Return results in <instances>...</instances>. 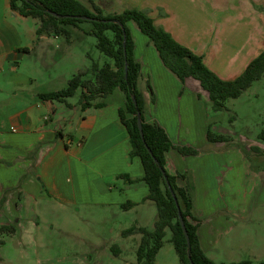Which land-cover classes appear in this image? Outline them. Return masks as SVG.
<instances>
[{
    "label": "crops",
    "instance_id": "1",
    "mask_svg": "<svg viewBox=\"0 0 264 264\" xmlns=\"http://www.w3.org/2000/svg\"><path fill=\"white\" fill-rule=\"evenodd\" d=\"M78 1L87 7L92 1L106 15L123 10L112 0L111 4L107 0ZM182 2L176 1L173 10L163 14L161 11L159 19L153 18L158 25L155 26L201 56L210 71L228 81L230 77L219 73L220 67L216 66L220 46L194 47L187 41L196 37L197 32H192V18L181 8ZM129 3L125 6L132 7ZM173 17L177 24H183L170 25ZM27 21L11 9L10 0H0V227L15 228L13 234L0 237V263L6 260L2 255L6 238L19 236L23 238L18 240L20 246L35 247L39 214L61 212L70 216V221L76 219L75 215L84 216L86 221L85 215H90L95 221L97 212L128 215L142 209L145 217L140 214L136 226L153 230L157 207L149 199L150 190L143 181L139 158L131 156L130 135L120 116L126 103L123 92L116 89L107 98L93 102H102L103 107L86 110L80 101L71 104L68 100L48 101L40 97L66 89L74 75L90 70L92 63L86 49L87 37H94L91 31L69 28L68 37L54 32L38 34L41 22L34 19L35 28L23 30ZM132 23L128 26L135 42L134 56L142 67L138 89L145 100L144 121L164 129L172 143L166 154V170L173 176H184L177 184L189 189L193 207L189 221L197 226L200 246L207 256L238 228L237 219L255 209L258 199L264 201L258 165L254 166L249 155L253 153L258 160L259 145L228 139L232 132L223 127L224 114L212 110L209 94L200 83L192 78L182 81L168 70L150 40ZM92 45L97 48V44ZM256 54L253 50L242 63L229 65L228 71L236 74L232 78L258 58ZM209 132L228 136L227 140L209 141ZM178 148L198 153L183 155ZM130 203L132 207L123 208ZM127 229L117 224L110 229L114 238L109 245L132 241L138 246L141 235L123 237ZM87 240L86 237L84 241ZM22 252L23 260L34 259L36 264L101 263L98 254L87 252L57 257ZM122 252L115 257L121 258Z\"/></svg>",
    "mask_w": 264,
    "mask_h": 264
},
{
    "label": "trees",
    "instance_id": "2",
    "mask_svg": "<svg viewBox=\"0 0 264 264\" xmlns=\"http://www.w3.org/2000/svg\"><path fill=\"white\" fill-rule=\"evenodd\" d=\"M92 9L78 0H10V7L23 17L38 19L41 26L38 34L54 32L69 36V28H78L80 23L90 21L94 27L91 34L97 40V49L111 59L100 66L93 62L88 72L74 75L69 86L61 91L42 94L48 101L66 102L81 90L80 104L83 110L89 107H103L102 102L93 103L112 95L120 89L125 98V109L120 110L123 124L130 135L132 157L139 158L144 171L143 181L150 190L149 199L157 207L158 217L153 230L133 228L123 231V237L141 235L137 249V264H155L160 249L164 246L166 232H171V240L178 255L180 264H216L203 252L197 235V226L190 223L192 215V198L188 188L179 187L178 179L184 176H173L166 170V154L173 147L165 130L157 125L144 121L145 100L138 89L142 77V67L134 56L135 42L128 23L137 25L156 48L164 66L180 80L192 78L200 83L201 88L209 94L214 111L226 110L230 99L239 98L254 82L264 76V51L253 60L245 72L234 81H223L204 64L201 56L177 43L172 36L154 24L146 13L137 10H126L123 13L104 15L101 8L90 1ZM89 76L88 78H86ZM148 88L152 90L148 84ZM137 106H135L134 99ZM138 113L144 133V140L137 125ZM130 115V117H128ZM209 141H226L221 136L208 133ZM183 155H195L198 152L189 148H178ZM165 171V174H163ZM130 182H134L129 179ZM178 203L190 237L188 247L181 223L179 221ZM126 204L124 209L132 207ZM12 226L0 227L3 234H13ZM0 240V245L2 244ZM117 256L120 249L112 248ZM1 261V258H0ZM228 264H252L241 261Z\"/></svg>",
    "mask_w": 264,
    "mask_h": 264
},
{
    "label": "rangeland",
    "instance_id": "3",
    "mask_svg": "<svg viewBox=\"0 0 264 264\" xmlns=\"http://www.w3.org/2000/svg\"><path fill=\"white\" fill-rule=\"evenodd\" d=\"M112 1L120 5V9H123L121 10L122 13L126 10H137L146 13L152 19H159L161 11L163 14L165 11L173 10L175 2L178 0H139L138 4H131L127 0ZM182 1L181 8L186 14L189 12L188 15L192 18V23L189 26H191L193 33L197 32L196 37L187 41L194 47L200 46V44L203 46L210 44L217 49L220 46L221 55L218 57V65L216 66L220 67L219 73L222 71L224 75L230 77L228 81L236 80L247 69L246 67L240 75L232 78L236 74L231 70L228 71L229 65L242 63V60L250 57L253 50L254 54L258 53L256 57L263 52L264 0ZM106 2L111 4L110 0ZM126 3L131 4L132 7H126ZM88 7L92 9L90 4H88ZM135 7H140V9ZM171 20L170 25L181 26L183 24H177L174 21L175 17ZM35 26L34 19L28 17L23 30L32 31ZM206 26H209V28L207 29ZM93 27L92 22L85 21L80 23L77 29L87 33L93 30ZM134 27L131 25L133 31H135ZM87 38L89 43L86 52L91 63L95 62L103 66L110 62L109 57L92 45V43L97 44L96 38L92 36ZM80 96L81 90L74 97L67 100L71 104H75L80 101ZM226 108L222 111L225 118L223 127L232 132L228 139L242 143L249 140L251 143H255V146L259 145L258 160L253 153L249 155L254 166L258 165L259 180L264 184V77L254 83L240 98L230 100L226 104ZM227 137L224 138L227 139ZM140 214L145 217L142 209L128 215H114L112 212L107 211L97 212L94 216L95 221L91 219L90 215H85L88 218L86 221H84V216L78 217L76 215V219L70 221V216L61 212H49L47 215L39 214L36 220L39 229L36 231L35 247L30 249L28 246H20L18 240L22 241L23 238L20 239L19 236L6 238L2 251V255L6 257V260L0 264H36L34 259L23 260L21 257L22 250L25 254H36L42 257H57L72 253L84 254L87 252L91 255L98 254L101 260L99 264H136L137 244L132 241H117L114 246L119 247L123 252L121 258H116L111 250L114 246L109 245L111 239L114 238L109 230L113 229L116 224L117 227L133 228L136 226L135 223ZM230 220L233 221V218ZM73 222L74 224H72ZM235 224L238 225V228L232 229L231 234L224 237L218 247L209 252L207 255L209 259L216 264L241 261L264 264V201L259 202L258 199L257 207L249 211L243 218L237 219ZM68 227L69 229L66 231ZM72 231H76L79 237L72 234ZM166 235L165 245L155 264H180L178 255L172 242H170L171 232L167 231ZM86 237L88 240L84 241ZM90 242L96 245H91Z\"/></svg>",
    "mask_w": 264,
    "mask_h": 264
},
{
    "label": "water",
    "instance_id": "4",
    "mask_svg": "<svg viewBox=\"0 0 264 264\" xmlns=\"http://www.w3.org/2000/svg\"><path fill=\"white\" fill-rule=\"evenodd\" d=\"M133 100L135 102V106H137L135 98ZM137 125H138L139 131H140V135H141L142 139L144 140V133H143V127H142V121H141V114L140 113H138ZM163 174H165V171H163ZM176 204H177V208H178V212H179V221L181 223L184 235L186 237L188 247H190V237H189L186 225H185V221L183 219L182 212H181L180 207H179L177 202H176Z\"/></svg>",
    "mask_w": 264,
    "mask_h": 264
}]
</instances>
